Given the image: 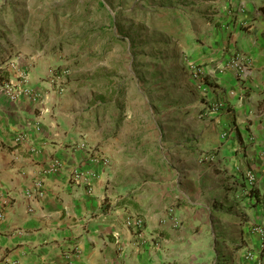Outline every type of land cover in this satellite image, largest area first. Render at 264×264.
<instances>
[{
	"label": "crops",
	"instance_id": "0c3cea01",
	"mask_svg": "<svg viewBox=\"0 0 264 264\" xmlns=\"http://www.w3.org/2000/svg\"><path fill=\"white\" fill-rule=\"evenodd\" d=\"M30 1L0 12V72L34 92L0 83V264H264V0H162L170 44L135 72L126 52L112 83L87 51L37 43L51 26L29 24Z\"/></svg>",
	"mask_w": 264,
	"mask_h": 264
},
{
	"label": "rangeland",
	"instance_id": "374dc122",
	"mask_svg": "<svg viewBox=\"0 0 264 264\" xmlns=\"http://www.w3.org/2000/svg\"><path fill=\"white\" fill-rule=\"evenodd\" d=\"M11 1L2 0L0 12ZM29 4L33 11L29 24L37 31L51 26V36L38 35L35 41L48 43L50 38V44L63 47L69 59L87 51V60L99 62L101 82L121 80L127 76L128 59L135 72L141 59L155 60L170 44L172 21L164 18L162 0H31ZM83 62L73 60L74 65ZM90 77L83 82L98 80Z\"/></svg>",
	"mask_w": 264,
	"mask_h": 264
},
{
	"label": "built area",
	"instance_id": "2783aa9c",
	"mask_svg": "<svg viewBox=\"0 0 264 264\" xmlns=\"http://www.w3.org/2000/svg\"><path fill=\"white\" fill-rule=\"evenodd\" d=\"M229 65L232 67H235V69L237 70L239 75L242 77L247 76L249 73V69L247 68V65H246V59L243 55L235 56V58L232 61H230ZM10 66H12V64ZM190 69L194 73H198L197 69H195V70L193 68H190ZM65 77H67V70L66 69H59L57 67L56 68L49 67L46 71L45 82L47 83V85L50 89L54 88L53 90H55L56 94L61 95L64 92V88L62 87V83H63V80ZM21 78H22V84H24L26 82L25 81L26 78L25 77H21ZM2 88H3V93L10 100L17 99L20 95L29 96L33 92L30 89L17 88L16 86L11 85L9 81L5 84H2ZM33 94H34V92H33ZM36 98H38L37 95H36ZM103 163H106V160H103ZM59 167H60L59 161L55 160L51 163V166L48 169V171H56L57 169H59ZM92 174L93 173H90V176H93ZM70 176H71L70 178L73 182H81V181H84L86 179L85 173L80 169H73ZM250 179H251V177H250ZM41 188H42V181L41 180L33 184V189L35 191H37L38 195L43 194V191ZM30 192H31L30 190H27L26 194L27 193L30 194ZM2 211L3 210L0 211V218L3 216ZM126 225L133 232V234L135 236L140 235V233L143 230V221L141 219H138V218L128 219L126 221ZM251 230L253 232L258 233L261 237L264 236V227H259V226L258 227H252ZM244 257L246 259H252L251 252H246ZM4 264H14V262L5 261Z\"/></svg>",
	"mask_w": 264,
	"mask_h": 264
},
{
	"label": "trees",
	"instance_id": "16d2710c",
	"mask_svg": "<svg viewBox=\"0 0 264 264\" xmlns=\"http://www.w3.org/2000/svg\"><path fill=\"white\" fill-rule=\"evenodd\" d=\"M9 81L7 73L0 72V83L5 84Z\"/></svg>",
	"mask_w": 264,
	"mask_h": 264
}]
</instances>
